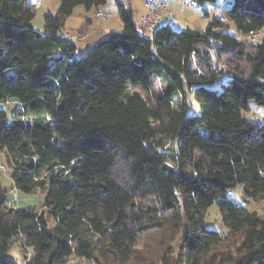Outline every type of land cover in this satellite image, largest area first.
Returning <instances> with one entry per match:
<instances>
[{"label": "trees", "instance_id": "1", "mask_svg": "<svg viewBox=\"0 0 264 264\" xmlns=\"http://www.w3.org/2000/svg\"><path fill=\"white\" fill-rule=\"evenodd\" d=\"M196 1L209 18L215 0ZM228 1L229 21L148 34L117 0L123 30L77 56L67 18L107 0H61L43 32L27 0H0L2 165L46 194L15 207L0 166V264L16 243L26 264H264V119L247 114L264 105V35L237 36L264 31V0Z\"/></svg>", "mask_w": 264, "mask_h": 264}, {"label": "rangeland", "instance_id": "2", "mask_svg": "<svg viewBox=\"0 0 264 264\" xmlns=\"http://www.w3.org/2000/svg\"><path fill=\"white\" fill-rule=\"evenodd\" d=\"M42 4H39L37 0H27V4L31 5L35 16L33 19L34 27L38 30L43 32L45 28L44 24V15L47 12L56 13L58 12L60 6H61V0H42ZM140 1L141 0H136ZM107 4L109 6H107ZM107 4H104L102 7H106L104 10L105 12H110L113 14L112 18H100L95 25L90 29H82L83 24L86 21L87 17L85 16V13L82 12V9L84 10L86 7L83 4L76 5L74 8V11L72 15H70L65 23L64 28L61 30V34H71L73 37V40L77 44V56H83L86 54V51L89 47L95 45L98 43V41L105 37L110 30H117L122 31L123 30V22L120 17L118 5L116 0H109L107 1ZM178 4V5H177ZM176 6L169 2V8L172 10V12L175 14L177 19V24L172 23L175 29L181 30L185 29L186 27H199V28H205L208 25L209 19L204 17V11L192 9L189 8L182 3H177ZM111 5V6H110ZM209 6L208 8L211 9L210 4H207ZM231 6V2L227 1L222 6L219 7V13L223 12V10L228 9ZM145 8V7H144ZM207 8V7H206ZM143 11V8L140 9ZM216 11V10H214ZM222 14V13H221ZM213 15H216L215 12L211 10L209 18H211ZM92 16V14H90ZM136 20H139V16L135 15ZM98 19V18H96ZM94 19V21L96 20ZM190 20L189 23L184 24V20ZM164 21L167 22V17H164ZM192 22V23H191ZM108 24L112 27L105 26ZM87 33L88 35L85 36L84 34ZM79 35H83V37H78ZM217 64L220 67H224L225 63L218 61ZM216 64V65H217ZM156 88L160 90L162 88V83L158 80L156 81ZM131 91L133 92H140L143 96H145V93L140 88H131ZM17 105H11L7 108V119H8V125L11 126L13 124V113L15 111V108ZM247 114L250 116H257L261 117L262 120L264 119V105H258L253 100H250V109L247 110ZM260 114V115H259ZM2 164H6V151L1 150L0 148V166ZM4 168V167H2ZM1 181L3 186L8 189V197L10 198V201L14 203V206L17 208H23V207H40L41 204L44 202L46 198V194L42 191H38L36 193H27L22 190L17 189L12 181V178L10 176V172L8 169L2 170V177ZM14 189V190H13ZM15 191V192H14ZM230 199L241 203L243 195L241 188H237L236 190L232 191L229 195ZM13 200H17L14 202ZM250 209H257L261 212L262 206L260 203L251 202L248 204ZM206 225L209 228H213L216 230L222 229V212L218 206V204L215 202L212 204L207 211L206 214ZM32 247H27L26 251L22 248V246L19 243H16L13 245V247L10 249V251L7 253V256L16 260L19 264H22L26 257L28 256V253L31 254ZM87 264H90L88 262Z\"/></svg>", "mask_w": 264, "mask_h": 264}, {"label": "built area", "instance_id": "3", "mask_svg": "<svg viewBox=\"0 0 264 264\" xmlns=\"http://www.w3.org/2000/svg\"><path fill=\"white\" fill-rule=\"evenodd\" d=\"M228 0H215L214 3H211V10L216 13V16L219 17L222 21H229L226 14L223 12L219 13V7L222 6L225 2ZM39 4H42V0H37ZM145 11L141 15H139V24L144 28V30L148 34H152L156 29L161 27L164 24L167 23H175L176 22V16L172 12V10L169 8V0H142ZM179 3H182L183 5L197 10H203V4L198 3L196 0H178ZM216 10V11H214ZM219 11V12H218ZM97 17H104L107 19L112 18V14L110 12L105 11H97L96 13ZM164 17H167L168 21H164ZM264 35L263 30H255L251 34H243L238 33L237 36L242 39H248L252 41H261V38ZM70 38H73L71 34H68ZM78 37H83V35H79ZM3 167V165H1ZM23 263H26L24 261ZM22 263V264H23Z\"/></svg>", "mask_w": 264, "mask_h": 264}, {"label": "crops", "instance_id": "4", "mask_svg": "<svg viewBox=\"0 0 264 264\" xmlns=\"http://www.w3.org/2000/svg\"><path fill=\"white\" fill-rule=\"evenodd\" d=\"M107 1H109V0H107ZM117 1V0H116ZM125 1H129V3L131 4V7H132V9H133V11H134V13H135V15H141L142 13H144V11H145V8H144V4H143V2H142V0H141V2L139 1H136V0H125ZM169 2L170 3H172V4H174L175 6H176V4L178 3V0H169ZM107 4V3H106ZM178 5V4H177ZM107 6H109L108 4H107ZM107 6L106 7H100L98 10H95V9H93V8H85L84 10L82 9V12L83 13H85V16L84 17H87L86 18V21H85V23L83 24V26H82V29L83 28H85L86 30L87 29H90V27L92 28L93 27V25H95V23H97L98 22V20L100 19V18H102V17H97V15H96V13H97V11H105L104 9L105 8H107ZM111 6V5H110ZM205 7H207V9H208V11H209V13L211 12V9H209L208 7L209 6H207V4L205 5ZM143 8V11L142 10H140V9H142ZM203 11V10H202ZM90 14H92V16H90ZM112 14V13H111ZM112 16H113V14H112ZM205 18H208L207 16H204ZM96 18H98V19H96ZM94 19H96L95 21H94ZM209 19V18H208ZM189 21L190 20H187V19H185L184 20V23H182V25L183 26H185L184 24H187V23H189ZM192 23V22H191ZM176 24H177V19H176ZM188 25V24H187ZM105 26H107V27H112L111 25L109 26L108 24H106ZM113 30V29H112ZM111 31V30H110ZM109 31V32H110ZM69 33H67V34H65V35H68ZM85 36H87L88 34L87 33H85L84 34ZM14 190V189H13ZM15 192V191H14ZM14 202H16L17 200H13ZM12 204H14L13 202H12ZM26 251V250H25ZM31 254H32V252H31ZM31 254L30 253H28V256L27 257H30L31 256ZM27 257H26V259H25V261H26V263H27ZM16 261V260H15ZM17 262V261H16ZM26 263H23V264H26ZM19 264V263H18ZM90 264H94V262L92 261V262H90Z\"/></svg>", "mask_w": 264, "mask_h": 264}]
</instances>
